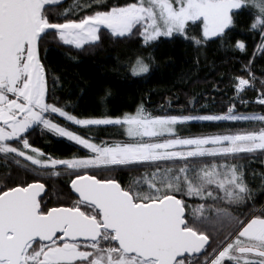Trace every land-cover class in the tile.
Listing matches in <instances>:
<instances>
[{"label":"snow or ice","instance_id":"obj_1","mask_svg":"<svg viewBox=\"0 0 264 264\" xmlns=\"http://www.w3.org/2000/svg\"><path fill=\"white\" fill-rule=\"evenodd\" d=\"M243 14L259 42L241 72L221 81L232 90L223 112H198L193 97L178 114L141 103L120 116L80 117L57 99L53 45L89 51L107 36L148 49L164 38L197 53L218 44L246 55L243 40L231 42ZM257 53L264 59V0H0V264H264V167L252 168L264 165V113L237 110H264ZM153 63L138 55L122 70L145 77ZM192 122L226 123L183 134ZM36 130L84 154L46 153L31 142ZM62 176L64 188L50 186Z\"/></svg>","mask_w":264,"mask_h":264},{"label":"trees","instance_id":"obj_2","mask_svg":"<svg viewBox=\"0 0 264 264\" xmlns=\"http://www.w3.org/2000/svg\"><path fill=\"white\" fill-rule=\"evenodd\" d=\"M72 2L73 0H68L65 6H70ZM110 2L123 4L126 0ZM249 24L248 15H241L231 36L233 44L237 40L245 42L246 55L226 51L218 44H210L197 53L187 41L178 39L172 42L164 38L158 46L148 49H145L137 39L117 42L107 36L103 38L101 46L89 51L76 50L71 46L57 48L53 45L47 52V63L63 78V90L57 92V99L61 103L67 102L73 114L80 117H100L104 114L120 116L126 112H134L141 103L156 114L161 112L178 114L181 106L185 111L192 110L187 102L193 97L196 98V111L223 112L228 103V96L225 93L231 94L232 90L226 88L225 83L221 81H227L229 76L241 72L259 42L258 37L254 38L247 31ZM149 53L155 57V63L152 64L151 72L147 76L132 77L127 71L122 70L131 59ZM197 55L200 59L198 66L194 65ZM261 66H264V59L257 53L254 70L258 77L262 75ZM214 87H219L220 91H214ZM256 95V92L250 91L246 98L254 100ZM169 98L172 100L171 108L167 107ZM203 104H208L209 108L201 111ZM255 107L258 112L264 113L260 105L255 104ZM239 108L237 103V110L240 112ZM60 123L66 122L60 119ZM224 124L193 122L190 125L191 132L183 134L215 133L224 130ZM68 126L98 140L110 137L106 134L107 131L101 129L89 132L76 126ZM31 142L56 157L83 155L85 151L78 145L51 133L40 134L39 130L33 133ZM262 167L264 165L259 162L252 165L257 171ZM66 179L62 176L58 180H50L49 184L62 189L66 186Z\"/></svg>","mask_w":264,"mask_h":264},{"label":"crops","instance_id":"obj_3","mask_svg":"<svg viewBox=\"0 0 264 264\" xmlns=\"http://www.w3.org/2000/svg\"><path fill=\"white\" fill-rule=\"evenodd\" d=\"M208 105V104H207ZM238 105H239V109H240V112H258L257 110V107H255V104L253 103V104H251L249 107H244L243 105H241V104H239L238 103ZM209 107H207V108H201V111H204V110H206V109H208ZM259 108V107H258ZM205 113V112H204ZM193 123V122H192ZM191 123V124H192ZM200 123H207V122H200ZM221 123H226V122H221ZM191 124H189V125H186V126H189L190 127V125ZM185 127V126H184Z\"/></svg>","mask_w":264,"mask_h":264},{"label":"rangeland","instance_id":"obj_4","mask_svg":"<svg viewBox=\"0 0 264 264\" xmlns=\"http://www.w3.org/2000/svg\"><path fill=\"white\" fill-rule=\"evenodd\" d=\"M86 130V129H85ZM182 133H187V132H191V128L189 126H185L181 129ZM106 134L108 136H112V137H119V133L118 130H113V131H107Z\"/></svg>","mask_w":264,"mask_h":264},{"label":"flooded vegetation","instance_id":"obj_5","mask_svg":"<svg viewBox=\"0 0 264 264\" xmlns=\"http://www.w3.org/2000/svg\"><path fill=\"white\" fill-rule=\"evenodd\" d=\"M68 0H65L64 3H66Z\"/></svg>","mask_w":264,"mask_h":264},{"label":"water","instance_id":"obj_6","mask_svg":"<svg viewBox=\"0 0 264 264\" xmlns=\"http://www.w3.org/2000/svg\"><path fill=\"white\" fill-rule=\"evenodd\" d=\"M65 1V0H64Z\"/></svg>","mask_w":264,"mask_h":264}]
</instances>
